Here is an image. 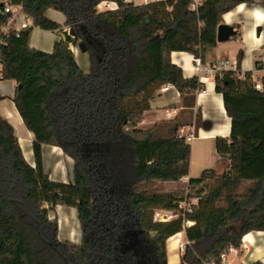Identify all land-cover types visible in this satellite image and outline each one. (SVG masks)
Here are the masks:
<instances>
[{
    "label": "trees",
    "instance_id": "trees-1",
    "mask_svg": "<svg viewBox=\"0 0 264 264\" xmlns=\"http://www.w3.org/2000/svg\"><path fill=\"white\" fill-rule=\"evenodd\" d=\"M8 1L33 21L2 33L12 16L0 0V79L16 84L12 99L33 134L35 166L0 114V264H168L167 241L184 228L188 242L179 264H222L221 255L240 248L245 234L264 232V88L256 87L252 72H242L241 51L235 70L213 73L231 119L230 135L216 137L215 148L230 167L206 169L172 191L160 186L189 176L191 144L180 130L202 124L194 108L205 89L198 75L184 76L171 54L189 52L204 63L218 44L223 14L252 0H199L196 9L193 0ZM104 1L117 8L99 9ZM50 9L61 12L64 23L50 18ZM34 27L73 28L75 36L64 31L48 52L31 46ZM81 42L87 72L70 48ZM255 65L261 69L260 60ZM166 85L180 94L169 105L180 114L142 128ZM45 144L73 159V182L45 171ZM193 197L198 201L177 218H156ZM47 204L76 208L79 243L59 238L58 218Z\"/></svg>",
    "mask_w": 264,
    "mask_h": 264
},
{
    "label": "crops",
    "instance_id": "crops-1",
    "mask_svg": "<svg viewBox=\"0 0 264 264\" xmlns=\"http://www.w3.org/2000/svg\"><path fill=\"white\" fill-rule=\"evenodd\" d=\"M113 7L115 9L117 5L113 3ZM47 15L60 23H64L65 21V16L59 11L50 9ZM222 23L233 26L237 30V34L227 41L218 42L204 63L195 59L193 54L189 52L174 51L171 54L172 61L181 66L185 77L198 75L200 81L205 84V89L197 93L196 106L194 108V111H200L202 124L197 129H195L194 125L185 126L180 132L185 136H187L186 134L191 135L190 138H187L189 143L193 139L209 142L216 154V163L219 164L218 168L214 170H220V172L218 171L219 173L228 169L230 162L218 156L215 148V139L219 136L228 137L230 135L231 119L225 110L222 95L215 90L214 75L211 67L213 64H219L224 61L234 63L238 59V52L241 51L240 68L242 72H252L257 83H260L264 88V0H252L251 3H241L235 6L223 14ZM236 26H239V28ZM46 34L52 36L53 42L47 44L48 46H43ZM61 38H64L63 31L52 32L34 27L30 44L32 47L51 52L55 42ZM70 48L79 63L81 51L74 44ZM257 60L261 61V69L256 68L255 64ZM82 69L85 72L89 70L87 66ZM15 85L14 81L0 79V95L4 96V99L0 102V114L14 127L15 134L19 138L26 160L35 166L33 150L30 148L34 140L33 134L31 133V138H26V135L22 132V136L24 137L22 138L17 134L12 120L16 119L25 127L23 119L12 99ZM179 101L180 94L174 86L168 85L167 90H160L151 101V109L145 112L140 126L145 129L152 127L158 121L166 118L168 112L172 110L176 111L172 113V117L178 116L182 109L171 108L169 105L178 103ZM23 144H27L29 148L25 150ZM43 162L45 171L53 180L65 183L73 182V159L65 154L60 147L47 144L43 145ZM190 177L189 174V176L183 178L179 183L183 187H186L185 185H187ZM176 188L177 186L164 190L172 191ZM46 206L50 210L51 217L58 218L59 238L79 243L81 241V231L76 208L63 205L52 206L51 204H47ZM159 211L168 216L164 218L166 220L178 217L174 211ZM193 224L194 222L192 221L187 222V226ZM187 242L185 228L168 239V264L180 263L181 254ZM255 261H261L264 264L263 231H251L245 234L242 238V246L229 251L227 254V264H251Z\"/></svg>",
    "mask_w": 264,
    "mask_h": 264
},
{
    "label": "built area",
    "instance_id": "built-area-1",
    "mask_svg": "<svg viewBox=\"0 0 264 264\" xmlns=\"http://www.w3.org/2000/svg\"><path fill=\"white\" fill-rule=\"evenodd\" d=\"M129 1V0H128ZM133 1L136 4H142V3H149L152 1H157V0H139V2L137 0H130ZM3 2L5 3L4 9H3V13H10L11 14V19L8 21V23L4 24L2 26V33H7L9 29H11V25L14 26V29L16 31H20L21 29H25L28 28L30 26H32V18L28 17L22 10V6L21 5H15V4H11L9 3L8 0H3ZM113 3L115 2H109V1H104L102 3L99 4V9H114L113 7ZM199 0H193L192 3V9H196L198 6ZM116 4V3H115ZM117 5V4H116ZM2 40L1 36H0V41ZM200 61V60H199ZM237 68V61H235L234 63H229L227 61L221 62L219 64H213L211 67V71L214 73L216 70H225V69H236ZM242 74L238 73V77H241ZM256 87L258 89H263V86L260 83L256 84ZM168 89V85L163 86L161 88V90H167ZM176 111L172 110L170 112H168L167 117L168 118H172V113H175ZM191 135H188L187 138H190ZM198 201V197H193V198H186L185 200L181 201L179 203V209L177 211H174L175 213H177V215L179 216L181 213V210H190V206L192 203H196ZM160 213L157 211L156 212V216L159 215ZM163 217H168L165 213L162 214ZM234 250L233 248H231L229 251ZM225 252L221 255V263L222 264H227V254L228 252ZM214 259H212V263H214Z\"/></svg>",
    "mask_w": 264,
    "mask_h": 264
},
{
    "label": "rangeland",
    "instance_id": "rangeland-1",
    "mask_svg": "<svg viewBox=\"0 0 264 264\" xmlns=\"http://www.w3.org/2000/svg\"><path fill=\"white\" fill-rule=\"evenodd\" d=\"M137 1L139 2V0H137ZM100 9H102V8H100ZM64 31L68 32L69 28L68 27L64 28L63 29V33H64ZM51 42H53L52 41V36L50 34H46V39L43 42V46H48L47 44H49ZM75 46L79 50V47L77 45H75ZM80 53H81L80 58H79L80 67L84 68L85 66H87V68H89L90 64H89L88 55L85 52H80ZM0 69H1V65H0ZM172 118H167V116H166V118H163L160 121L161 122H169V121H172V120H170ZM186 135L188 136V134H186ZM190 144L192 146V156H191L190 172H189L191 177L200 176L205 169H209V168H211V169H215L216 168L217 169L218 168L219 164L216 163V154H215L214 149L212 148V146L209 144V142L202 141V140H199V139H193ZM23 147H24L25 150H27L29 148V146L27 144H23ZM30 148H31V150H33L31 145H30ZM218 171L220 172V170H218ZM160 186L163 189H166V188L167 189H172L175 186H177V188H182L183 187V185H181L179 182L177 184H176V182H164V183H161ZM159 213L160 214L157 215L156 218L158 220H163V221L166 220V219H164L166 217H163V215H162L163 213L161 211H159ZM75 217H76V215H75ZM71 219H73V218H71Z\"/></svg>",
    "mask_w": 264,
    "mask_h": 264
},
{
    "label": "water",
    "instance_id": "water-1",
    "mask_svg": "<svg viewBox=\"0 0 264 264\" xmlns=\"http://www.w3.org/2000/svg\"><path fill=\"white\" fill-rule=\"evenodd\" d=\"M69 34H71L73 37L75 36V32L73 28H69L68 31ZM237 34V30L231 26L224 23H221L217 28V40L218 42H224L229 40L231 37L235 36ZM79 47L82 49L83 52L86 51L85 44L81 42L79 44Z\"/></svg>",
    "mask_w": 264,
    "mask_h": 264
},
{
    "label": "bare ground",
    "instance_id": "bare-ground-1",
    "mask_svg": "<svg viewBox=\"0 0 264 264\" xmlns=\"http://www.w3.org/2000/svg\"><path fill=\"white\" fill-rule=\"evenodd\" d=\"M70 46L73 47V44H71ZM13 120V123L16 127V130H17V134L20 135L22 138H24L22 136V132L26 135L25 137L26 138H31V132H29L25 127L22 126V124L20 122H18L16 119H12Z\"/></svg>",
    "mask_w": 264,
    "mask_h": 264
}]
</instances>
